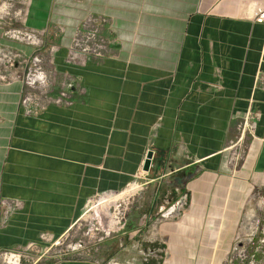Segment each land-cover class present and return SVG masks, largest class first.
Wrapping results in <instances>:
<instances>
[{
  "label": "crops",
  "instance_id": "obj_1",
  "mask_svg": "<svg viewBox=\"0 0 264 264\" xmlns=\"http://www.w3.org/2000/svg\"><path fill=\"white\" fill-rule=\"evenodd\" d=\"M257 4L264 0H30L22 26L49 33L53 96L67 80L72 103L29 114L23 82L0 83V196L21 204L2 207L0 253L43 244L42 234L62 238L92 199L144 173L168 185L159 204L181 203L163 226L167 258L149 264H226L264 174ZM95 27L103 56L72 62L74 39ZM1 50L36 52L0 26ZM248 115L257 125L244 131L247 152L233 169L231 144L244 133L236 120Z\"/></svg>",
  "mask_w": 264,
  "mask_h": 264
},
{
  "label": "rangeland",
  "instance_id": "obj_2",
  "mask_svg": "<svg viewBox=\"0 0 264 264\" xmlns=\"http://www.w3.org/2000/svg\"><path fill=\"white\" fill-rule=\"evenodd\" d=\"M28 1L0 0V16L8 14L4 29L10 28L9 19L14 20L16 14L26 8ZM19 27H22L20 21L12 26ZM44 58L45 62L49 60L47 52ZM47 64L48 62L45 65ZM55 82L56 78L54 84ZM236 124L237 127L243 126L244 120L238 119ZM144 176L142 174L141 179L132 185L138 187L135 193H126L131 186L123 192L104 194L92 199L82 217L65 236L53 240L46 234L48 241L41 239L43 244H31L28 249L19 251L23 256L15 264L151 263V257L146 259L141 251H145V244L162 241L155 233L157 231L153 221L157 217L160 199H163V190L168 185L165 184V179L149 184L150 177L144 180ZM14 258L11 255L6 257L1 252L0 264H12L15 262ZM226 264H264V174L255 176V188L242 215L235 249Z\"/></svg>",
  "mask_w": 264,
  "mask_h": 264
},
{
  "label": "built area",
  "instance_id": "obj_3",
  "mask_svg": "<svg viewBox=\"0 0 264 264\" xmlns=\"http://www.w3.org/2000/svg\"><path fill=\"white\" fill-rule=\"evenodd\" d=\"M29 1L26 4V8H23L19 14H16L14 20L12 18L9 19L10 28L4 29V35L6 38L12 41L34 46L36 48V52L31 57H25L16 51L1 50L0 83L10 84L15 81L23 82L26 87L23 105L28 109L27 112L32 114L38 108L45 109V107L50 103H54L56 105H71L72 102L69 90L72 85L67 82V80H64L59 95L57 97L53 96L55 76L51 70L47 69L45 65L47 62H45L44 58V52H46V49L48 48L47 37L49 33L47 31L28 29L24 26L12 28L13 24L16 22L20 21L23 24V13L25 15ZM7 15L8 14L5 15L4 13L0 16L1 27L5 26L6 22L4 23V21L7 19ZM251 17L255 22L264 24V4H257L252 12ZM104 50V40L100 37L98 28L95 27L83 39L78 37L74 39L70 49V60L77 64L83 65L87 56L101 57L103 56ZM80 92L85 94V89H81ZM255 119L256 118H252L248 115L246 118H244L243 126H240L239 128H242L243 132H246L247 129L250 132L254 131L257 125ZM245 132L240 138L231 144L230 164L233 169L239 168L241 161L244 160L247 152L246 144L243 141V135ZM137 179H139V177H137ZM134 183H136V181L133 182V184ZM133 184H131L129 188ZM4 205L15 208H19L21 206L20 202L17 200H6L0 196V213ZM168 206H170V202L167 200L157 206V217L154 218L153 223L155 224V231H157L155 233L161 237L162 241L161 245L156 248L147 247L145 248V251H141L142 255L146 259L148 257L156 258L157 260H164L167 258V249L163 244L162 230L163 226L171 220V217H164ZM41 239L43 241H48V236L46 234H42ZM152 244L154 243L152 242ZM2 254L6 257L8 255L14 256L15 262L12 264L20 262L23 256L21 252L11 251H4ZM16 259L18 261H16ZM146 259L145 261H147Z\"/></svg>",
  "mask_w": 264,
  "mask_h": 264
},
{
  "label": "water",
  "instance_id": "obj_4",
  "mask_svg": "<svg viewBox=\"0 0 264 264\" xmlns=\"http://www.w3.org/2000/svg\"><path fill=\"white\" fill-rule=\"evenodd\" d=\"M153 155H154V152L153 151H150L149 154H148V157H147V160L145 162V165L143 167V170L145 172H149L150 169H151V166H152V159H153ZM181 206V203H177L175 205H172L168 210L167 212L164 214V217L166 218H170V217H173L177 214L179 208Z\"/></svg>",
  "mask_w": 264,
  "mask_h": 264
},
{
  "label": "bare ground",
  "instance_id": "obj_5",
  "mask_svg": "<svg viewBox=\"0 0 264 264\" xmlns=\"http://www.w3.org/2000/svg\"><path fill=\"white\" fill-rule=\"evenodd\" d=\"M137 189H138V187L133 186L132 188H130L129 190H127L126 193H135ZM12 257H14V256H12Z\"/></svg>",
  "mask_w": 264,
  "mask_h": 264
},
{
  "label": "trees",
  "instance_id": "obj_6",
  "mask_svg": "<svg viewBox=\"0 0 264 264\" xmlns=\"http://www.w3.org/2000/svg\"><path fill=\"white\" fill-rule=\"evenodd\" d=\"M151 246L152 248H156L157 247V244H145L144 247L147 248Z\"/></svg>",
  "mask_w": 264,
  "mask_h": 264
}]
</instances>
